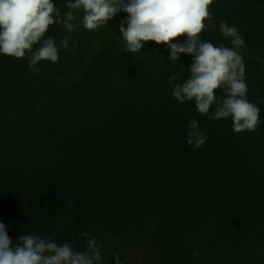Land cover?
I'll return each mask as SVG.
<instances>
[{"label": "trees", "instance_id": "trees-1", "mask_svg": "<svg viewBox=\"0 0 264 264\" xmlns=\"http://www.w3.org/2000/svg\"><path fill=\"white\" fill-rule=\"evenodd\" d=\"M66 2L53 0L61 13ZM210 11L202 41L231 47L222 21L245 40L254 132L177 102L167 81L186 79L193 58L173 64L154 42L125 53L123 12L94 31L82 12L71 33L50 26L59 60L38 73L0 54V222L14 243L31 233L83 251L89 232L107 264L116 254L125 264L130 247L135 264H264V0H214ZM192 120L208 135L195 152Z\"/></svg>", "mask_w": 264, "mask_h": 264}, {"label": "clouds", "instance_id": "clouds-1", "mask_svg": "<svg viewBox=\"0 0 264 264\" xmlns=\"http://www.w3.org/2000/svg\"><path fill=\"white\" fill-rule=\"evenodd\" d=\"M213 3L214 0H67L68 11L61 13L53 0H0V54L17 60L27 57L29 69L38 73L42 61L59 60L55 39L45 38L50 26L62 25L71 33L82 24L85 30L94 31L123 12L127 18L119 25V38L125 53L137 54L154 42L169 49L168 60L173 64L181 54L193 58L186 79L176 83L181 77L176 73L167 81L177 102H194L197 112L209 120L231 118L234 133L254 132L260 123L261 108L246 98V66L240 53L246 47L244 38L227 21L220 23L219 32L230 39L231 47L214 46L200 38L206 29L205 21L211 20ZM76 12H82L80 24L73 23ZM181 37H186L183 43L178 42ZM68 40L63 38L60 47L66 50ZM217 91L223 93L219 98ZM186 135L193 152L208 140L196 120L190 121ZM80 235L85 241L83 251L69 242L58 244L31 233L19 235L14 243L0 222V264H103L96 238L89 232ZM115 264H121L119 254Z\"/></svg>", "mask_w": 264, "mask_h": 264}, {"label": "rangeland", "instance_id": "rangeland-1", "mask_svg": "<svg viewBox=\"0 0 264 264\" xmlns=\"http://www.w3.org/2000/svg\"><path fill=\"white\" fill-rule=\"evenodd\" d=\"M122 254L125 256L126 258V262L125 264H135V260H136V257L134 255V250L130 247L129 250L127 251H123ZM103 264H107L106 261L103 262Z\"/></svg>", "mask_w": 264, "mask_h": 264}]
</instances>
